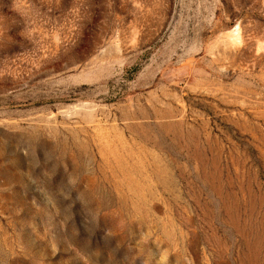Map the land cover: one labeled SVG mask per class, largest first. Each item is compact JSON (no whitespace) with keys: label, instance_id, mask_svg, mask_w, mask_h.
Listing matches in <instances>:
<instances>
[{"label":"rangeland","instance_id":"rangeland-1","mask_svg":"<svg viewBox=\"0 0 264 264\" xmlns=\"http://www.w3.org/2000/svg\"><path fill=\"white\" fill-rule=\"evenodd\" d=\"M0 264H264V0H0Z\"/></svg>","mask_w":264,"mask_h":264}]
</instances>
